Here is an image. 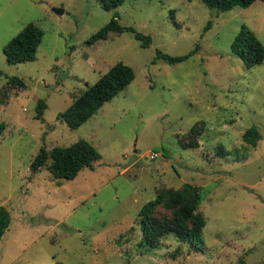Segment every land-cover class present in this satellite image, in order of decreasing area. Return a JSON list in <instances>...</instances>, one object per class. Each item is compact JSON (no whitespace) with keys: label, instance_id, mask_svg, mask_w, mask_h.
I'll list each match as a JSON object with an SVG mask.
<instances>
[{"label":"rangeland","instance_id":"1","mask_svg":"<svg viewBox=\"0 0 264 264\" xmlns=\"http://www.w3.org/2000/svg\"><path fill=\"white\" fill-rule=\"evenodd\" d=\"M114 13L152 43L122 33L87 46ZM28 23L43 32L36 58L8 65L3 48ZM242 25L264 47V2L218 13L200 0H126L111 11L97 0H0V206L12 218L0 264H264V61L246 69L232 52ZM196 46L181 63L157 58ZM117 62L133 82L68 128L58 115ZM200 122L198 146H181ZM253 126L256 147L242 139ZM81 140L101 155L93 170L58 181L48 161L31 172L41 147ZM184 185L200 192L202 249L173 234L143 246L140 208Z\"/></svg>","mask_w":264,"mask_h":264},{"label":"trees","instance_id":"2","mask_svg":"<svg viewBox=\"0 0 264 264\" xmlns=\"http://www.w3.org/2000/svg\"><path fill=\"white\" fill-rule=\"evenodd\" d=\"M105 11L115 10L126 0H97ZM208 9L218 13L228 12L234 8H248L256 1L264 0H200ZM212 22L209 21L205 31L209 30ZM131 33L143 48L152 43V38L136 32L131 27H124L119 23V17L113 14L111 20L86 41L87 46L106 41L111 35ZM43 38L42 30L35 23H28L3 48V54L8 65H16L34 61L38 47ZM198 47L187 55L173 57L157 52V58L169 64L181 63L195 54ZM231 50L239 55L246 69L258 66L264 61V47L246 25H242L238 34L233 38ZM4 76L0 71V77ZM135 78L133 69L123 62L115 63L108 72L101 75L93 86H88L79 96L72 97L71 105L58 119L64 122L71 130H76L96 114L105 103L111 101ZM9 84L24 88L25 84L18 78H8ZM46 109L44 101H38L35 111L37 120L43 121ZM204 128L200 122L191 128L187 135L188 142L181 146L195 148L198 146L197 138ZM243 142L256 147L261 135L253 126L242 135ZM101 155L90 143L78 141L70 146H55L51 150L41 147L31 163L30 170L36 173L46 163L51 178L58 181L74 180L84 169L93 170ZM200 192L195 186L184 185L178 190L160 191L153 200L145 203L138 212L139 224L142 232V245L154 247L158 241L167 234H173L190 246L202 249L204 245L203 229L206 222L198 212L200 205ZM12 218L4 206H0V239L9 229ZM63 264V263H57Z\"/></svg>","mask_w":264,"mask_h":264},{"label":"water","instance_id":"3","mask_svg":"<svg viewBox=\"0 0 264 264\" xmlns=\"http://www.w3.org/2000/svg\"><path fill=\"white\" fill-rule=\"evenodd\" d=\"M56 13H58V14H61L62 13V10H54Z\"/></svg>","mask_w":264,"mask_h":264}]
</instances>
